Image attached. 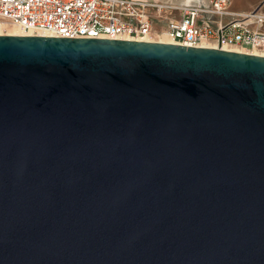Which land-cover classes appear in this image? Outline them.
Returning a JSON list of instances; mask_svg holds the SVG:
<instances>
[{
	"label": "water",
	"instance_id": "95a60500",
	"mask_svg": "<svg viewBox=\"0 0 264 264\" xmlns=\"http://www.w3.org/2000/svg\"><path fill=\"white\" fill-rule=\"evenodd\" d=\"M0 264H264V55L0 34Z\"/></svg>",
	"mask_w": 264,
	"mask_h": 264
},
{
	"label": "built area",
	"instance_id": "2783aa9c",
	"mask_svg": "<svg viewBox=\"0 0 264 264\" xmlns=\"http://www.w3.org/2000/svg\"><path fill=\"white\" fill-rule=\"evenodd\" d=\"M232 0L178 7L153 0H0V19L31 35L158 41L202 47L214 42L264 54V16L258 26L230 10ZM245 19V18H244ZM161 22L158 25V22Z\"/></svg>",
	"mask_w": 264,
	"mask_h": 264
},
{
	"label": "bare ground",
	"instance_id": "6f19581e",
	"mask_svg": "<svg viewBox=\"0 0 264 264\" xmlns=\"http://www.w3.org/2000/svg\"><path fill=\"white\" fill-rule=\"evenodd\" d=\"M169 4V3H168ZM169 5H174V4H169ZM260 14V13H259ZM239 15L243 16V20L242 21H245L247 23H250L252 24V26L254 28H256L258 26V24L256 23V18H255V15H252L250 16L249 18H246L248 17L247 16V13H239ZM262 15V14H260ZM264 16V15H262ZM3 27H6L5 29L8 30V33L7 34H19V35H31V33H26V32H22L20 31L15 25L5 21V20H2L0 19V31L1 29H4ZM1 34V32H0ZM4 34V33H2ZM161 40H158V41H161V42H170L169 40H167V38L165 37H161L160 38ZM171 43V42H170ZM206 46H211V47H218L216 43L214 42H210V43H207ZM222 48L224 49H229V50H235V51H241V52H246V50L242 49V48H239L237 46H231V45H223ZM255 54H260V55H264V54H261V53H255Z\"/></svg>",
	"mask_w": 264,
	"mask_h": 264
},
{
	"label": "rangeland",
	"instance_id": "374dc122",
	"mask_svg": "<svg viewBox=\"0 0 264 264\" xmlns=\"http://www.w3.org/2000/svg\"><path fill=\"white\" fill-rule=\"evenodd\" d=\"M175 1L176 2H174L173 4L178 7V11L175 13V16L176 17H180L183 14V11H182L181 7H185L187 4L184 3L182 0H175ZM250 1L251 0H232L230 8L233 11L246 10L248 8V6H249V2ZM262 1L263 0H252L251 4L253 6H257ZM206 2H207V0H193V2L191 4H189V5L205 4ZM261 11H263V13H264V5L262 6ZM160 24H161V22L159 21L158 25H160ZM3 28L4 29H1V31H0L1 34L2 33L7 34L8 33V30H6L7 28L6 27H3ZM263 29H264V25H263Z\"/></svg>",
	"mask_w": 264,
	"mask_h": 264
},
{
	"label": "crops",
	"instance_id": "0c3cea01",
	"mask_svg": "<svg viewBox=\"0 0 264 264\" xmlns=\"http://www.w3.org/2000/svg\"><path fill=\"white\" fill-rule=\"evenodd\" d=\"M160 1H164V2H166V3H169V4H173L174 2H176L175 0H160ZM184 3H186L187 5H189V4H191L192 2H193V0H182ZM252 1V0H251ZM251 1L249 2V6H248V8L246 9V10H241V11H233V10H231V8H230V10L232 11V12H235V13H252V12H254L255 11V9H256V7H258V5H260V3L257 5V6H253L252 4H251ZM208 3V0H207V2L205 3V4H201V5H206ZM262 8V7H261ZM261 8L258 10V12L260 13V14H262V15H264V13H263V11H261Z\"/></svg>",
	"mask_w": 264,
	"mask_h": 264
}]
</instances>
